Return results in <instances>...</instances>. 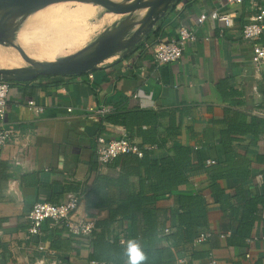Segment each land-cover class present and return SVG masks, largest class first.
I'll list each match as a JSON object with an SVG mask.
<instances>
[{
  "label": "crops",
  "instance_id": "obj_1",
  "mask_svg": "<svg viewBox=\"0 0 264 264\" xmlns=\"http://www.w3.org/2000/svg\"><path fill=\"white\" fill-rule=\"evenodd\" d=\"M258 6L264 8V0H243L240 4L171 0L151 30L124 55L117 52L83 74L11 80L0 125L14 124L18 142L0 146V264H88L91 260L90 234L69 233L65 226L48 219L40 234L28 237L26 216L34 202H59L68 192L82 194L73 220L89 218L95 222L106 215L105 210L89 209L86 200L98 171L117 173L107 165L90 167L95 137L102 133L116 138L126 130L94 111L101 105L111 110H173L180 119L179 141L196 149L204 161H221L225 142L230 139L234 151L255 172L249 190L256 193L259 170L264 167V161L258 159L264 158V64L259 68L253 65L251 43L242 38L241 26ZM213 8L232 12L233 24L223 27L207 17L198 25V15ZM179 25L195 29L197 40L180 59L158 67L149 46L169 40ZM260 41L264 42V31ZM30 99L42 106L39 113L28 106ZM168 120L161 117L160 124L166 126ZM219 183L225 191H232L225 180ZM209 184L207 173L200 170L179 189H200L207 202L209 229L216 234L196 247L210 248L215 264H250L258 258L264 264V239L260 237L264 209L251 232L255 238L243 250H249L246 258L218 234L223 213ZM177 192L161 198L160 203L172 206ZM207 260L196 259L194 263Z\"/></svg>",
  "mask_w": 264,
  "mask_h": 264
},
{
  "label": "trees",
  "instance_id": "obj_2",
  "mask_svg": "<svg viewBox=\"0 0 264 264\" xmlns=\"http://www.w3.org/2000/svg\"><path fill=\"white\" fill-rule=\"evenodd\" d=\"M164 116L169 119L166 126L160 124ZM102 119L122 125L130 139L139 137L136 144L142 154L116 156L106 165L117 169V173L98 171L89 187V209L106 211L104 217L95 220L89 235V259L129 264V241L136 242L143 251L145 259L141 264H195L196 259L208 258L211 249H198L194 244L200 232L209 230L206 199L200 189L179 191L200 170L207 173L209 190L223 213L218 234L225 236L227 246L243 252L264 209V167L259 170L257 192L252 193L249 184L255 172L234 151L230 139L225 142L223 159L206 165L196 149L179 141L180 119L175 118L173 110L114 108ZM147 145H155L161 152ZM98 165L94 156L90 167L97 169ZM220 180H225L232 191H225ZM174 191L178 192L172 206L160 203ZM165 227L169 232L162 235ZM121 237L124 243L119 242ZM250 264H262L261 258Z\"/></svg>",
  "mask_w": 264,
  "mask_h": 264
},
{
  "label": "built area",
  "instance_id": "obj_3",
  "mask_svg": "<svg viewBox=\"0 0 264 264\" xmlns=\"http://www.w3.org/2000/svg\"><path fill=\"white\" fill-rule=\"evenodd\" d=\"M243 0H226L229 4H240ZM211 18L214 21L220 22L221 26L229 27L233 24V13L221 11L216 8L211 9L208 12H202L196 18L198 25L207 18ZM264 31V8L257 7V12L253 14L250 19L245 22L241 27V36L243 39L249 41L252 47L251 61L256 68H259L264 64V44L259 41L261 34ZM197 40L195 29H189L183 25H179L176 29L175 35L171 36L167 41H156L150 47L152 58L156 65L159 67L163 64L180 59L183 56L186 48ZM147 46V45H146ZM88 77L91 78L92 74L88 73ZM10 83L7 79L0 77V119L5 113V105L7 100V94ZM137 94L134 93L133 96ZM28 106L35 113H39L42 110L40 104L35 103L33 100H27ZM93 110L92 108H90ZM70 110V108H68ZM100 115H104L111 111V107L107 105H101L94 109ZM9 141L15 143L18 142V128L11 123L0 125V146L6 144ZM149 148L156 149L155 145H147ZM135 153L141 156V150L133 139L128 138L126 133H123L120 137L107 138L104 134L100 133L95 137V157L100 165H106L112 161L118 155L124 153ZM214 163L213 159L206 158L205 164L209 165ZM260 179V175L258 176ZM82 194L79 192H68L65 197L59 202L49 201H36L32 204L30 210L27 213V226L26 235L32 237L40 234L41 226L43 222L49 219L54 224H60L65 226L67 231L77 235H89L94 228V220L89 218H82L77 221L71 218L72 213L76 210ZM169 232L168 227L163 229L162 235ZM212 230H204L200 232L194 239V244H201L207 242L213 235ZM222 235V234H221ZM264 239V225L263 233L260 236ZM255 237L247 238L246 242L249 245ZM120 243H124L125 239L121 237ZM39 250L44 251V246L37 245ZM250 255L248 248L245 250L244 256L248 258ZM88 264H108L104 261H98L91 259ZM207 264H215L213 256L209 255Z\"/></svg>",
  "mask_w": 264,
  "mask_h": 264
},
{
  "label": "rangeland",
  "instance_id": "obj_4",
  "mask_svg": "<svg viewBox=\"0 0 264 264\" xmlns=\"http://www.w3.org/2000/svg\"><path fill=\"white\" fill-rule=\"evenodd\" d=\"M115 1L128 3L132 0ZM118 14L121 13H114L96 2L59 0L14 16L9 36L32 59L55 60L122 24L124 18ZM22 65L27 63L20 53L13 46L0 41V67Z\"/></svg>",
  "mask_w": 264,
  "mask_h": 264
},
{
  "label": "water",
  "instance_id": "obj_5",
  "mask_svg": "<svg viewBox=\"0 0 264 264\" xmlns=\"http://www.w3.org/2000/svg\"><path fill=\"white\" fill-rule=\"evenodd\" d=\"M59 0H0V41L13 46L27 65L15 68H0V77L7 80H28L38 75H73L83 74L95 68L106 58L117 52H125L137 43L142 34L151 30L157 15L164 11L171 0H132L124 3L115 0H87L96 2L114 13H127L137 8H147L140 20L122 22L110 32L77 49L73 53L51 61L32 59L17 42L9 36L11 19L19 13L28 12L38 7ZM128 38L124 33L134 25Z\"/></svg>",
  "mask_w": 264,
  "mask_h": 264
},
{
  "label": "bare ground",
  "instance_id": "obj_6",
  "mask_svg": "<svg viewBox=\"0 0 264 264\" xmlns=\"http://www.w3.org/2000/svg\"><path fill=\"white\" fill-rule=\"evenodd\" d=\"M146 10H147V8H137V9H134V10H132L130 12L121 13V14H118V15L124 18L123 22L136 21V20H140L141 18H143L145 16ZM127 19H132V20H127ZM129 30H130V28H129ZM129 30H127L124 33V37L125 38H128L130 33L132 32V30H130V31ZM51 60H54V59H51ZM51 60H47V61H51ZM0 68H15V67H0Z\"/></svg>",
  "mask_w": 264,
  "mask_h": 264
},
{
  "label": "clouds",
  "instance_id": "obj_7",
  "mask_svg": "<svg viewBox=\"0 0 264 264\" xmlns=\"http://www.w3.org/2000/svg\"><path fill=\"white\" fill-rule=\"evenodd\" d=\"M127 251L129 253V264H141L145 259L143 251L134 241H129Z\"/></svg>",
  "mask_w": 264,
  "mask_h": 264
}]
</instances>
